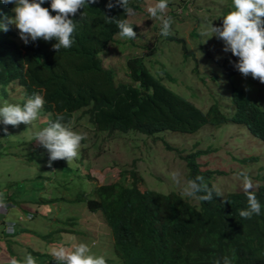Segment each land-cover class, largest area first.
<instances>
[{
    "label": "trees",
    "instance_id": "16d2710c",
    "mask_svg": "<svg viewBox=\"0 0 264 264\" xmlns=\"http://www.w3.org/2000/svg\"><path fill=\"white\" fill-rule=\"evenodd\" d=\"M145 1L129 0V7L137 10ZM0 3L3 8L0 23H4L5 15H14L11 10L15 5L5 7L6 4ZM50 3L51 0H45L42 6L51 11ZM108 3L109 0H97L70 17L77 23L75 42L71 48H61L58 52L52 48L57 42L54 39L30 40L25 44L22 40L16 41L20 37L10 26L9 31H0V94L6 97L14 85L22 88L23 100L40 94L45 100L40 112L50 115V123L62 115L63 122L70 124L80 112L77 123L80 119L86 120L83 126L88 124L95 135L106 134L109 138L132 132L130 135H144L152 144L157 140L165 144L162 132L194 134L207 125L219 127L233 122L264 142V92L258 90L263 92L259 98H251L249 95L257 92L254 86L249 95L244 91L250 82L242 81V74L234 67L238 58L225 52L224 42L210 38V32L202 35L207 28L199 20L195 23L199 27L191 35L202 40L197 50L207 56L202 64L208 72L204 76L227 92L232 117L222 113L216 102L203 110L180 95L185 94L176 93L178 78L160 69L164 77L154 76L139 57L128 58L126 68L125 62L122 64L130 82L115 83L114 72L103 67L100 57L119 31L115 22L109 23L106 16L124 19L126 15L119 6L109 9ZM83 12L86 15L82 18ZM200 29L203 32L199 34ZM177 43L184 52V62L193 61L188 60L192 55L197 66L195 55L187 54L185 43ZM219 43L215 51L208 52ZM200 79L204 82L203 77ZM163 82L174 85V91ZM10 126L0 122V131ZM165 147L171 149L167 144ZM209 151L204 146L181 159L185 164V180L203 176L210 188H216L214 176L223 172L203 169L198 161ZM252 191L262 205L261 214L246 219L239 215L240 210L247 208L245 191L221 192L220 197L214 196L211 201H200L184 197L175 189L165 193L148 188L133 168L129 172L121 170L118 180L111 184L93 187L94 196L86 200V206L90 212L100 215L110 229L113 258L106 259L107 264H215L217 260L223 264V258L233 254V264H264V184ZM13 197L7 195L3 201H11ZM37 203L50 204L51 200ZM28 233L40 239L50 236ZM27 253L36 258L47 257L48 264H56L54 257L32 248H27Z\"/></svg>",
    "mask_w": 264,
    "mask_h": 264
},
{
    "label": "rangeland",
    "instance_id": "374dc122",
    "mask_svg": "<svg viewBox=\"0 0 264 264\" xmlns=\"http://www.w3.org/2000/svg\"><path fill=\"white\" fill-rule=\"evenodd\" d=\"M156 3L151 1L147 5L153 6ZM168 5L167 12L173 18L172 35L167 38L161 36L160 20L149 17L148 13L135 12L129 15L128 22L137 26L138 38L133 42L125 38L127 41L120 43L117 38L105 56H102L104 66L115 69L112 70L115 71L117 83H129L122 66L124 60L130 57L142 58L154 76L158 73L164 77L160 71L164 70L171 72L175 79L178 78L174 87L176 93L185 94L180 95L203 110L216 102L222 113L226 116L231 115L233 108L227 92L221 91L215 82L204 76L208 72H205L202 64L205 63L207 56L198 52L202 40L194 38L191 32H195L199 27L195 26L198 20L207 29L212 23L213 26H222L223 17L235 10L232 0H168ZM148 20H151V26L147 25ZM202 32L203 29L197 31L199 34ZM211 38L218 40L215 36ZM176 39L185 40L187 54L195 55L197 66L194 65L192 55L188 60L193 61L184 62L181 45L175 41ZM218 45L220 43L214 45L208 52L215 51L214 47ZM152 63H156L157 66L153 67ZM241 76L242 81L250 82L244 89L248 95L253 87V81L264 87V83L253 79L251 75ZM163 83L173 90L174 85ZM227 84L230 87L228 82ZM254 88L259 93L258 88L255 86ZM23 99L22 88L15 85L13 90L12 88L8 90L6 97L0 94V107L5 104L23 105L26 102V99ZM80 115V112L76 113L70 125L74 131L85 134L86 139L85 142H81L78 158L69 164L66 160H56L52 161L49 167V153L35 138L36 132L49 126L50 115L40 112L38 119L30 125L21 123L17 127L10 126L7 128L8 135L0 131V193L3 197L5 194L14 195L11 201H19L15 202V208L10 209L5 217L7 220L17 221L18 214L24 216V219L16 224L19 238L22 239L0 240V264H9L11 257L23 260L28 254L27 247L52 255L53 249L64 246L72 250V245L78 243L88 244L93 255H103L106 259L113 258L110 253L112 244L110 230L100 215L88 211L86 200L93 198L94 195L91 193L93 187L117 181L121 170L129 172L135 168L142 176L145 186L153 190L167 193L175 189L181 192V187L173 183L170 174L179 171L182 180L186 181L185 164L181 158L194 149L208 146L209 154L198 161L203 165V169L223 172V175L214 176V186L222 193L244 191L242 180L237 175L242 170L248 172L254 186L262 182L260 178L264 176L262 171L264 143L251 136L243 126L231 123L223 124L219 128L205 126L194 134L162 132L160 134L165 144L171 148L168 150L164 142L157 140L152 144L144 135L141 137L130 135L132 132L112 138L106 134L95 135L94 131L91 132L90 125L83 126L86 120L80 119L77 123L76 118ZM233 126L243 128L251 138L244 130ZM259 158H262L260 163ZM46 199H53L52 204L38 205L37 201ZM27 213H33L34 218L27 220ZM70 222L73 225L69 224ZM57 229L76 233H55ZM32 231L40 236L50 235L48 239L52 242L49 243L48 239H39L35 235L27 237L28 232ZM78 232L82 235H77ZM36 260L37 264L48 262L47 258Z\"/></svg>",
    "mask_w": 264,
    "mask_h": 264
},
{
    "label": "clouds",
    "instance_id": "9594fccd",
    "mask_svg": "<svg viewBox=\"0 0 264 264\" xmlns=\"http://www.w3.org/2000/svg\"><path fill=\"white\" fill-rule=\"evenodd\" d=\"M0 1L6 4L5 7H7L9 4L15 5V7H13L11 10L14 13V15L11 17L5 15L6 17H4L3 19L6 22L0 23V31L7 32L9 31V26H10L13 33L18 34L17 36L20 37V39L17 38L16 41L21 42L22 40L25 44H28L30 40L34 42L38 39H43L44 41H51L54 39L57 42L52 45V48L57 52L61 48L64 49L71 48L75 42L74 33L77 29V23L74 22V20L71 19L70 17L75 16L80 9H85L86 7H88L89 4H94L97 2V0H51L50 3L51 11H50L49 8L42 6L45 3V0H0ZM151 1H155L157 3L153 6H148L147 5L148 2L150 3ZM232 3L235 10L228 12L223 17L222 26H213L212 23L208 26L207 31L202 33V35H208V33L210 32L212 34L210 38L215 36L218 39L222 40L224 42L223 50L225 52H231L233 56L238 58V62L235 63L234 67L244 77H248L249 75H251L253 79H257L261 83H264V0H232ZM115 6H119L123 8L126 18L116 19V18H109L106 16V19L109 23L115 22L119 31L118 34L114 36L113 40L108 44L106 51L100 54L101 59L102 56H105V54L107 53L108 48L114 42H116L117 38L120 40L119 43L121 41H127V39L133 42L135 38H138L137 26L128 22L129 15H133L135 12L148 13V15H150L149 17L160 20L161 36L167 38L168 36L172 35L171 26L173 24V18L169 16L167 12L169 6L168 0H146L145 2H142L140 6H138L137 10H134L131 7H129V0H115V3H113L112 0H109L107 7L111 9ZM1 8H2V3H0V9ZM52 12H55L56 14L52 15ZM85 15H86L85 12L81 13L82 18ZM147 25L148 26L152 25L151 20H148ZM157 39H160V37H157ZM175 41L176 42L182 41L185 43V40L183 39H176ZM181 52L182 54H184L182 48H181ZM102 63H103V59H102ZM103 67L110 70L114 69L112 67L107 68L104 66V64ZM113 72L115 74V71ZM155 75L160 76L158 73ZM115 79H116V74H115ZM115 83H117L116 80ZM118 83H123V82H118ZM253 86L257 87L258 90L264 92V87L258 86L254 81H253ZM262 93L254 92L252 93V95L250 94L249 96L251 98H255V96L258 97V95ZM44 104H45V100L43 96L40 94H33V96L28 98L23 105L5 104L3 107H0V122H2L3 125L5 126L11 125L13 127H17L21 123L25 125H30L32 124L33 121L38 119V116ZM232 115L233 112L231 113V115H228V118L232 117ZM63 121H64V117L62 115H58L55 122L50 123L49 126L35 133L36 140L49 153V167H51L52 161L66 160L69 164L74 159L78 158L81 142L86 139L85 134L74 131L70 124H66ZM226 123L239 125L233 122H226ZM219 127L216 126L213 128H219ZM233 127L244 130L243 128H240L238 126H233ZM212 130H216V129H212ZM244 131L246 132L247 135L250 134L248 130L247 131L249 134L247 133L246 130ZM3 132L5 135H8L7 127L3 129ZM250 135L253 136L252 134ZM250 135L249 137L251 138ZM252 155L253 154L251 153L250 156ZM261 160L262 158H259L258 163H260ZM242 161L246 162V160H242ZM262 171L264 172V170ZM170 175L173 183L176 186L181 187V193L184 197L193 198L200 201H211L214 198V196L215 197L221 196L220 189L210 188L208 184L205 182V178L203 176L198 175L194 179H188L184 181L182 180L181 173L179 171H173ZM237 175L242 180L243 190L247 195V208L240 210L239 215L242 218H246V219L252 218L253 215H257V216L260 215L262 205L257 199L255 192L252 190H255L256 187L259 186L260 184L262 185L264 184V176L260 178L262 182L254 186L253 181L247 171L245 170L239 171ZM7 195L9 194H5L4 197ZM46 200H51L50 204H52L53 199H46ZM16 201L13 202L9 200L3 201V194L0 193V240L6 239L9 241L11 240L17 241V239H22V237L19 238L16 229V224L24 219L23 214H18L19 217L17 221L7 220L5 217L6 213L10 211V209L15 208ZM50 204H41V205L46 206ZM38 205L41 206L40 204ZM33 218H34L33 213H27L26 215L27 220H32ZM71 223L72 222H70L69 224ZM106 227L108 228L107 225ZM58 231H62L61 233L71 232L64 234L76 233V231L72 232L71 230H65V229H57L55 230V233ZM15 235L16 236L18 235V237L14 238ZM27 235H29L27 236L29 238L31 236H34V234L32 233H28ZM77 235H82V233L78 232ZM48 242L50 243L52 241L48 239ZM112 242H113V238H112ZM51 245H56V244L51 243ZM41 252L47 256L54 257L56 264H107L105 256L103 255L96 256L91 254V249L89 245L86 243L73 244L72 250H69L64 246H60L52 250V255L48 253H44L43 251ZM234 259H235L234 254L232 257L225 256L223 258V264H233ZM9 264H37V260L33 255L29 253L23 258V260L21 259L18 260L17 257H11ZM46 264H48V262ZM215 264H221V261L217 260Z\"/></svg>",
    "mask_w": 264,
    "mask_h": 264
}]
</instances>
